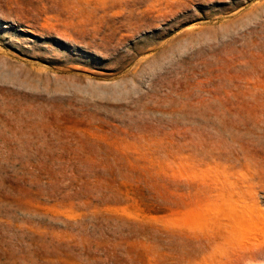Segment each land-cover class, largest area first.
<instances>
[{"label":"rangeland","instance_id":"1","mask_svg":"<svg viewBox=\"0 0 264 264\" xmlns=\"http://www.w3.org/2000/svg\"><path fill=\"white\" fill-rule=\"evenodd\" d=\"M0 264H264V0H0Z\"/></svg>","mask_w":264,"mask_h":264}]
</instances>
